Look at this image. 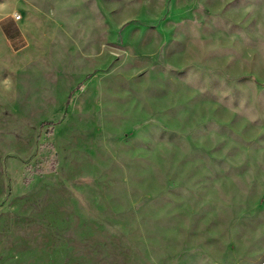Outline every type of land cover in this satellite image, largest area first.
Here are the masks:
<instances>
[{
  "label": "rangeland",
  "instance_id": "374dc122",
  "mask_svg": "<svg viewBox=\"0 0 264 264\" xmlns=\"http://www.w3.org/2000/svg\"><path fill=\"white\" fill-rule=\"evenodd\" d=\"M0 264H264V0H0Z\"/></svg>",
  "mask_w": 264,
  "mask_h": 264
}]
</instances>
